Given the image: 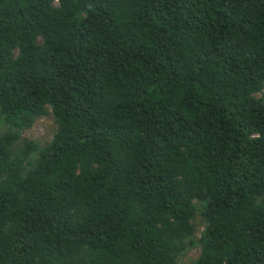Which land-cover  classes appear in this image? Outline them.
<instances>
[{"label": "trees", "instance_id": "16d2710c", "mask_svg": "<svg viewBox=\"0 0 264 264\" xmlns=\"http://www.w3.org/2000/svg\"><path fill=\"white\" fill-rule=\"evenodd\" d=\"M0 126V264H264V0H0Z\"/></svg>", "mask_w": 264, "mask_h": 264}, {"label": "rangeland", "instance_id": "374dc122", "mask_svg": "<svg viewBox=\"0 0 264 264\" xmlns=\"http://www.w3.org/2000/svg\"><path fill=\"white\" fill-rule=\"evenodd\" d=\"M258 96L260 97L261 95ZM4 129H5L4 127L0 126V133H2ZM55 131H56V126L54 123V119L52 117H45L37 120L32 126V128L26 130L23 133V137L29 140L37 141L41 143V145L42 144L44 145L52 140ZM201 221L202 220L197 222L201 224L200 223ZM202 230L203 227H201V231ZM198 254H199L198 248H188L187 251L183 254L182 259L185 263L189 264L198 257Z\"/></svg>", "mask_w": 264, "mask_h": 264}]
</instances>
